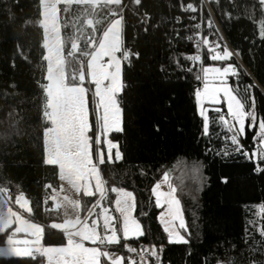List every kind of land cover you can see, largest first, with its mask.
I'll return each mask as SVG.
<instances>
[{"label":"trees","instance_id":"1","mask_svg":"<svg viewBox=\"0 0 264 264\" xmlns=\"http://www.w3.org/2000/svg\"><path fill=\"white\" fill-rule=\"evenodd\" d=\"M237 59L219 61L203 56V68L231 65L236 73L228 84L257 122H264V2L208 0ZM65 85L75 86L80 70L76 57H88L107 26L121 18L122 44L134 54L121 63L117 96L122 132L118 142L123 159L98 169L108 196L112 190L131 192L133 215L142 226L136 240L107 245L105 250L135 263L127 245H142L147 264H264V160L252 153L256 128L245 127L235 151L224 118L226 111H208L209 134L202 135L196 92L202 71L190 68V56L201 23L205 34L211 14L201 0H119L98 5L66 3L57 7ZM260 28L262 32H260ZM40 0H0V189L10 201L23 194L28 217L42 224L43 246H63L65 236L52 228L61 220L50 209L48 195L58 189V168L45 163L43 134L47 65ZM73 45L76 52H72ZM91 108V96L87 95ZM90 142L95 120L90 115ZM227 128H229L227 126ZM158 129V130H157ZM225 152L228 154L225 155ZM247 152L248 156L244 153ZM193 167L198 169L193 173ZM165 172L176 188L187 243L170 244L158 217L152 188ZM226 178V182H225ZM95 197L80 196L81 212ZM9 230L0 233V247ZM152 250H155V254ZM0 264H43L41 257L2 258ZM102 264H109L105 261Z\"/></svg>","mask_w":264,"mask_h":264},{"label":"rangeland","instance_id":"2","mask_svg":"<svg viewBox=\"0 0 264 264\" xmlns=\"http://www.w3.org/2000/svg\"><path fill=\"white\" fill-rule=\"evenodd\" d=\"M104 1L40 0L42 22L45 29L48 30L47 35L49 34V38L45 43V45H48L45 46L47 65L45 118L50 123V127L43 134L44 153L46 159L57 162L62 171L73 172L72 183L77 185L76 189L82 188L85 191H95V194H100L98 166L104 160V157L108 161L120 160L117 156L119 150L114 147L115 142L109 138L112 132H118L116 129L121 123L120 108L117 103V96L121 89V60L120 54L119 59H117L115 53L119 49L120 43L119 39H112L108 42L104 38L91 45L93 50L87 59L86 72L80 69L76 76L77 84L66 86L65 74L62 68L63 55L60 46L57 7L66 3L95 6ZM106 1L116 3L119 0ZM261 1L264 2V0ZM260 32H262L261 28ZM71 51L76 52L75 45H73ZM210 59L226 61L222 60L219 55H211ZM235 73L236 71L231 65L223 67L208 66L202 71L201 91L196 92L197 109L204 114L206 121H208L209 110L220 111L223 107L228 115L223 119L224 123L234 131V135H236L237 130L241 132L245 129L244 126L246 121H249V117L252 121L255 119L253 108H250L248 112H244L228 84V78ZM88 94L91 96L90 109L88 107ZM249 113L251 115H248ZM91 114L96 125L94 144L90 142L89 137ZM229 120L234 121V129ZM67 135L71 136L70 140L66 137ZM64 138L68 140L65 141ZM112 193L113 196L117 195L116 202L120 212L114 214L110 206L101 205L98 214L93 217L91 222H87L83 226V232L95 229L92 238H99L98 243L101 240L106 241L109 245L117 244L122 232L123 238L127 234L133 237H141V227L133 215L134 198L132 193L118 189L112 190ZM94 197L96 199V195ZM21 199L26 201L23 194ZM60 222L61 220L54 223V226H57L55 224H62ZM35 232L36 228L32 226V244L39 238V232L37 234ZM99 234H101L100 237ZM14 239H10V242L5 241V244L0 247V249L5 250L4 257H0H29L30 252L33 250L43 253L45 264H66L62 246L50 247L42 244V246L25 247L22 245L27 243L25 239L20 240L19 237ZM13 242L16 243L15 246H12ZM19 244L22 246H19ZM152 251L155 254V250ZM99 252L100 254L94 256L90 252L87 254L84 250V254L78 251L74 255L77 256V261L86 262V264H102L103 261L109 264H122L123 262V258L116 253L104 249L99 250ZM135 253L137 255V252ZM140 254H143V258L140 257L141 259L138 261L134 255L136 262H131V264H147V252L142 248Z\"/></svg>","mask_w":264,"mask_h":264},{"label":"crops","instance_id":"3","mask_svg":"<svg viewBox=\"0 0 264 264\" xmlns=\"http://www.w3.org/2000/svg\"><path fill=\"white\" fill-rule=\"evenodd\" d=\"M105 2L108 1L105 0L103 3ZM48 38H49V34L44 37V42H43L44 50H45V46H48L45 45L46 40ZM104 38L107 39L108 42H110L112 39H119L120 47L115 52L117 59H119V51L122 46L121 18L114 19L107 26V28L101 34L99 40ZM226 117H228L227 114ZM248 119L249 121H246L244 127H247L249 130L256 128V134L260 133L261 126L257 122L256 117L254 121L250 120V117ZM229 123L233 125V129H234L235 127L234 121L229 120ZM253 124L254 127H251ZM240 134L241 132L237 130L236 135L240 136ZM66 137L70 140L71 136L67 135ZM68 139L64 138L65 141H67ZM261 150L263 149L261 145H259L254 152H259ZM44 157L46 160L45 161L46 164L49 163L48 165H55L58 168L59 186L58 189L51 191V193L48 195V201L51 204L50 209L54 211H58L61 214L60 223L62 224H55L57 226H54V224H52V228L63 233L65 236V244L62 246V248L65 255L66 264H86V262L82 263L80 261H77L78 260L77 256L74 255L75 252L80 251V253L84 254V250H86L87 254L90 252V254L97 256V254H100L99 250L104 249V247L109 244L106 241L103 242L101 240L98 243L97 241H99V238L96 239L92 238L93 236L92 234L95 233V229H91L88 232H83L82 228L87 222H91L93 217L98 214L101 205L110 206L114 214L118 213V211L120 212L116 202L117 195L113 196V198L108 196L100 172H99L100 194H95L96 193L95 191H88V190L85 191L82 188H81L82 190L80 188L76 189L77 185L72 183L73 172L68 170L62 171L61 167L57 162L48 161L46 159L45 153H44ZM253 158L256 159V157L254 156ZM72 186H74L75 188H73ZM163 190H167L166 185L163 186ZM21 195L22 194L15 195L14 200L10 201L8 199L6 192L0 189V233L4 232L5 230H9V236L6 242L7 241L10 242L9 241L10 239L13 240L14 238L19 237L20 240L21 239L26 240L27 243L25 244L21 243L25 247L28 246L32 247L33 245L42 246V236H43L44 227L42 224H39L38 222H34L28 217L30 213V205L27 199L26 201L21 199ZM81 195L85 197H92L96 195V199L94 203L90 205L83 214L81 212V204H80ZM32 226H35L36 228L35 234L39 232L38 233L39 238L34 241V244L31 243V241H33L32 233H31ZM176 226L179 229L178 222ZM100 235L101 234H99V237ZM119 238H120L119 242L120 241L128 242L130 240H136L139 237H133L127 234L125 238H123V232H122ZM21 244H19V246H22ZM15 245L16 243L13 242L12 246ZM30 253L31 254L29 255V257L39 256L43 259L44 261L43 264H45V258L43 256V253H41V251L32 250V252Z\"/></svg>","mask_w":264,"mask_h":264},{"label":"snow or ice","instance_id":"4","mask_svg":"<svg viewBox=\"0 0 264 264\" xmlns=\"http://www.w3.org/2000/svg\"><path fill=\"white\" fill-rule=\"evenodd\" d=\"M198 115L202 118L203 121V132L202 135L207 136L209 134V122L206 121L205 116L202 112L198 111ZM248 115H251L249 113ZM254 127V124L251 126ZM243 128V126H242ZM226 129L228 132H231L230 128ZM158 130V129H157ZM116 131L122 132V121L120 123V126L116 129ZM261 132L264 133V122L261 123ZM245 135V131H241L240 136L237 135H231V143L235 146V151L240 152L242 150V144L240 143L239 137ZM260 138V145L262 146V149H264V136H262L260 133L256 134ZM114 147L119 149L118 142H115ZM228 153L225 152V155ZM245 156H248V153H244ZM254 157H256L259 160H264V150H261L259 152H254L252 154ZM118 159H123V154L121 151L117 152ZM193 173L197 172L198 169L196 167H193ZM256 172L264 171V169H261L260 167H257L255 169ZM226 182V178H225ZM167 186V190H163V186ZM176 188L173 187L171 183H169V174L165 172L163 178L156 183V185L152 188V194L155 197V206L157 208H162L163 210L159 213V221L163 225V230L165 233H167L168 242L170 244H180V243H187L184 236L180 234L179 229L185 228V221L182 215L181 205L180 201L177 199L176 195ZM126 203V202H125ZM264 210V209H262ZM177 222L179 229L177 228ZM142 231V226H141ZM261 235L264 236V231H261ZM5 255V250L0 249V256Z\"/></svg>","mask_w":264,"mask_h":264},{"label":"built area","instance_id":"5","mask_svg":"<svg viewBox=\"0 0 264 264\" xmlns=\"http://www.w3.org/2000/svg\"><path fill=\"white\" fill-rule=\"evenodd\" d=\"M202 4H204L207 9L209 10L211 14V19L206 22L205 30L209 32V34H205L203 31L204 28H202L201 23L198 24L199 34L197 35V38L194 41V49L195 52L190 56V68L195 67L196 65L199 66L200 70L203 71V56L207 54L208 56L211 55H219L222 60L229 61L231 58L237 59V55L235 52L231 49L229 46L226 38L224 37V34L214 18L211 10L209 9L208 0H201ZM120 54V60L122 64L127 65L130 61L131 56H134V54L130 53L129 50L124 48L123 44L121 46V49L119 51ZM87 59L88 57H76V62L80 69H83L84 72H86V65H87ZM202 88V73L200 78V86L197 89V91H201ZM262 136H264V133H260ZM253 144L256 146L260 145V138L255 135L253 138ZM128 251L131 254H134L137 257V260L143 258V254H140L141 249L143 248L142 245L138 244L136 247H132L128 245ZM39 258V256H35Z\"/></svg>","mask_w":264,"mask_h":264}]
</instances>
